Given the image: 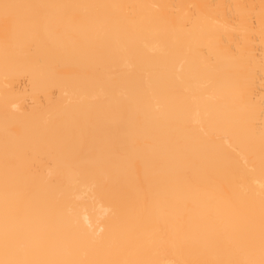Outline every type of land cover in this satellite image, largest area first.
Returning <instances> with one entry per match:
<instances>
[{"label": "bare ground", "instance_id": "bare-ground-1", "mask_svg": "<svg viewBox=\"0 0 264 264\" xmlns=\"http://www.w3.org/2000/svg\"><path fill=\"white\" fill-rule=\"evenodd\" d=\"M0 264H264V0H0Z\"/></svg>", "mask_w": 264, "mask_h": 264}]
</instances>
